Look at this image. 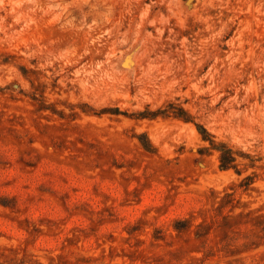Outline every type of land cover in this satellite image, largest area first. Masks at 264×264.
<instances>
[{
	"label": "rangeland",
	"instance_id": "1",
	"mask_svg": "<svg viewBox=\"0 0 264 264\" xmlns=\"http://www.w3.org/2000/svg\"><path fill=\"white\" fill-rule=\"evenodd\" d=\"M0 264H264V0H0Z\"/></svg>",
	"mask_w": 264,
	"mask_h": 264
},
{
	"label": "trees",
	"instance_id": "2",
	"mask_svg": "<svg viewBox=\"0 0 264 264\" xmlns=\"http://www.w3.org/2000/svg\"><path fill=\"white\" fill-rule=\"evenodd\" d=\"M219 160L222 167L228 168L232 162V158L227 150H221Z\"/></svg>",
	"mask_w": 264,
	"mask_h": 264
}]
</instances>
